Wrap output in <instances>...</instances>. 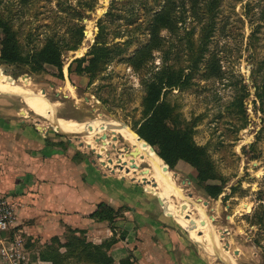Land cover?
I'll list each match as a JSON object with an SVG mask.
<instances>
[{"label":"rangeland","instance_id":"obj_1","mask_svg":"<svg viewBox=\"0 0 264 264\" xmlns=\"http://www.w3.org/2000/svg\"><path fill=\"white\" fill-rule=\"evenodd\" d=\"M0 18L23 53L53 43L61 63L60 71L46 61L34 67L0 59V84L16 89L0 90V112L17 111L84 151L101 172L150 189V179L135 177L147 167L130 155L119 129L135 134L146 97L158 92L166 125L190 133L215 173L209 182L222 186L213 197L190 162L168 168L181 190L175 204L186 201L183 213L194 216L200 204L202 231L217 239L214 250L196 242L221 264H264V0H0ZM3 37L0 28V47ZM95 39L104 46L95 64L73 61L88 59ZM32 95L50 102L47 111L58 121L40 105L32 108ZM103 121L116 126L102 129Z\"/></svg>","mask_w":264,"mask_h":264},{"label":"crops","instance_id":"obj_2","mask_svg":"<svg viewBox=\"0 0 264 264\" xmlns=\"http://www.w3.org/2000/svg\"><path fill=\"white\" fill-rule=\"evenodd\" d=\"M15 112H0V194L14 204L16 228L25 237L29 264H50L51 258L40 255L53 244L51 237L62 243L75 229L92 244L113 237L109 246L101 247L111 264H221L201 249L196 242L201 240L191 237L177 212L155 191L122 175L101 172L92 159L86 160L84 151L50 137L46 129ZM46 138L54 142L47 143ZM99 201L124 207L109 223L89 215ZM58 249L64 252L65 246Z\"/></svg>","mask_w":264,"mask_h":264},{"label":"trees","instance_id":"obj_3","mask_svg":"<svg viewBox=\"0 0 264 264\" xmlns=\"http://www.w3.org/2000/svg\"><path fill=\"white\" fill-rule=\"evenodd\" d=\"M0 28L4 33L0 47L1 60L10 63H30L34 67H39L41 61H46L53 63L61 71L59 51L53 46V43H45L44 46L36 51L23 53L10 23L0 18ZM83 38L84 36L80 41L79 47ZM100 44V41L95 39L94 43L91 45L88 59H84V57H75L73 61H77L79 65L87 61L86 65H83V67L89 69L90 64H95L97 55H100L98 49L101 51L104 49V46ZM77 46L76 43L72 48H76ZM70 66L71 63L68 68H70ZM145 100L148 103V112L136 127L135 131L137 134L147 140L152 146H155L156 154L163 160V163L166 162L170 167H173L180 159L194 165L197 171L195 176L197 184H199L207 195L213 197L217 196L222 186L218 183L209 182L210 179H215V173L212 171L211 163L207 159L204 149L193 142L187 130L183 128L175 129L166 125L164 118L167 115L168 107L166 101L161 98L158 92L149 93ZM45 141L47 143L54 142L50 141L48 138H46ZM56 142L58 144H63L62 140H57ZM122 207H124V205L114 208L105 201H99L96 208L90 212L89 215L97 220L106 219L110 223L120 214ZM75 230H73V232L68 235L67 240L62 243L58 237H51L53 244L45 247L40 256L42 258H51L50 264H74L72 261L88 262L87 260L89 259L98 262V264L112 263L111 257L107 255L101 247L109 246L115 240L113 237L103 240L100 244H92L89 241H85ZM60 245L65 246L64 252L58 249Z\"/></svg>","mask_w":264,"mask_h":264},{"label":"bare ground","instance_id":"obj_4","mask_svg":"<svg viewBox=\"0 0 264 264\" xmlns=\"http://www.w3.org/2000/svg\"><path fill=\"white\" fill-rule=\"evenodd\" d=\"M77 53H80V51H78ZM67 86H68L70 92L73 91L72 87L69 84H67ZM14 88L15 87H10L8 85L0 84V90H5V91H7V90H16ZM21 92L23 93V91H21ZM1 93H2V91H1ZM71 93H73V92H71ZM27 98L30 100V106L33 104L35 106V108H39V107H37V105H40V107L42 108L41 112L44 115H47L48 118H50L51 122L58 121L56 117L54 118L53 116L49 115V113L47 111L46 106L47 105H52L50 102H48L45 99H42V100L38 99L36 96H33V95L31 97H27ZM49 124H51V123H49ZM120 125L123 126L122 124H120ZM39 126H41V127H39ZM39 126H38L39 129H44L43 125L39 124ZM98 126H100L102 129H108V128L109 129L110 128L114 129L116 125L113 124V123L112 124H110V123L108 124L106 122L104 123V121H103V123H99ZM123 127L127 128L126 126H123ZM125 128H120L119 132H120L121 136L134 149V151L130 152V155L131 156H137L138 161H140V164H145L146 167H147V171L146 172L139 173V174L135 175V177H137V179H139V180H142L143 182H146L147 178L150 179V182L146 186L149 187L151 190H153L152 191L153 194L155 192L160 194L162 199L172 208V210L177 212V217L181 221V223L184 226V228H186L190 232V234H192L195 238L201 240L200 242H204L206 244H213L214 240L216 242L217 239L213 240L210 237H207L202 231V230H204V224L200 223V221H201L200 218L203 215L202 214L203 213V208L200 206V204L197 206L198 207L197 210H198V213H199V215H197V217L194 216L193 212H191L192 210L189 211V212L186 211L188 213H183L182 210L180 211L179 207L175 204V201L172 198L173 195H175V194L178 195L180 193H179L178 189L175 188L176 186H174L172 181H171V179H172L171 171H169V169L163 163V160L155 152L152 151L151 147H149L148 144H146L143 139L138 138L136 134L131 133L129 130H127ZM98 136L99 135L96 136L97 137L96 139H97V141H100ZM107 142L108 141H106V140L104 141V143H107ZM149 152H150V154H149ZM122 171H125L126 173L129 172L128 170H126V168L125 169L123 168ZM197 200H201V198H199ZM198 213L196 212L195 214H198ZM187 224H190V228H187ZM210 235H213V234H210ZM216 244H218V243H216ZM209 247H212V246L209 245ZM228 247H229V244L226 245V248H228ZM215 248H216V246H215ZM222 250H223V248H222Z\"/></svg>","mask_w":264,"mask_h":264},{"label":"built area","instance_id":"obj_5","mask_svg":"<svg viewBox=\"0 0 264 264\" xmlns=\"http://www.w3.org/2000/svg\"><path fill=\"white\" fill-rule=\"evenodd\" d=\"M0 264H29L25 237L16 228L15 207L9 196L0 194Z\"/></svg>","mask_w":264,"mask_h":264},{"label":"water","instance_id":"obj_6","mask_svg":"<svg viewBox=\"0 0 264 264\" xmlns=\"http://www.w3.org/2000/svg\"><path fill=\"white\" fill-rule=\"evenodd\" d=\"M134 133L137 135L138 138L143 139L144 142H145L146 144H148V146L151 147V149H152L153 151H155L154 147H153V146H152L147 140H145L144 138H142V137H141L139 134H137L135 131H134ZM132 151H133V150H130V152H132ZM109 160L111 161V158H110ZM164 163H165L166 167L170 168V166H169L166 162H164ZM178 190H180V189H178ZM149 191L152 193V190H151V189H149ZM180 192H181V190H180ZM188 195L191 196V193H188ZM156 197H157V199H158L159 204L162 205V200L160 199V197H159L158 195H156ZM179 207L181 208V210H184V209L187 207V203H186V201H182L181 204L179 205ZM163 211H164V213H167L165 208H163ZM196 216H197V215H196ZM209 216L213 217L211 214H210ZM200 223H201V224H205V220H201ZM187 228H190V224H187ZM189 234H190V233H189ZM190 235H191V237L193 236L192 234H190ZM225 245H228V242H226Z\"/></svg>","mask_w":264,"mask_h":264}]
</instances>
